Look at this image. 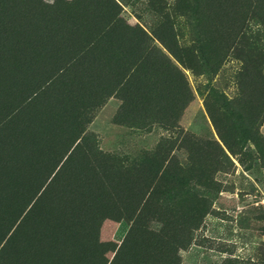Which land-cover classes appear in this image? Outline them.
Returning a JSON list of instances; mask_svg holds the SVG:
<instances>
[{
  "label": "trees",
  "instance_id": "obj_1",
  "mask_svg": "<svg viewBox=\"0 0 264 264\" xmlns=\"http://www.w3.org/2000/svg\"><path fill=\"white\" fill-rule=\"evenodd\" d=\"M176 6L194 17L197 38L190 44L125 23L114 11L117 0H0V40L6 41L5 30L20 31L14 46L0 44V193L11 188L21 194L22 181L18 187L6 181L32 178L34 201L50 209L39 220L55 227L45 234L32 226L27 233L29 207L20 215L22 209L7 225L13 228L0 243V264H106L94 241L103 218L129 222L108 264H179L178 251L213 210L211 199L191 186L219 190L214 172L224 169L226 150L235 154L241 146L238 126L215 108L214 89L203 103L218 140L202 141L206 156L188 146L185 163L172 153L170 137L121 159L103 152L88 129L115 96L120 104L113 122L136 128L158 123L176 130V139L193 99L181 67L215 74L231 34L243 35L245 15L264 16V0H176ZM156 40L171 56L155 50ZM242 135L264 168V136L246 121Z\"/></svg>",
  "mask_w": 264,
  "mask_h": 264
},
{
  "label": "rangeland",
  "instance_id": "obj_2",
  "mask_svg": "<svg viewBox=\"0 0 264 264\" xmlns=\"http://www.w3.org/2000/svg\"><path fill=\"white\" fill-rule=\"evenodd\" d=\"M117 3L118 7L114 11L125 23L137 24L157 38H174L180 45L190 44L197 38L194 17L178 9L176 0H117ZM95 14L102 13L98 11ZM234 16L236 14H230L231 18ZM227 24L233 32L238 29L235 20L229 18ZM16 31L15 28L5 30L8 37L6 41L3 37L0 44L5 47L14 46L16 33H20ZM243 31L241 37L231 34L230 51L215 74H192L180 66L193 92V99L178 121L182 133L176 139V130L169 132L158 123L136 128L113 122L114 111L120 104L114 98L97 112L88 126L89 131L96 134L99 148L105 153L121 159L131 158L143 151L155 149L162 138L170 137L174 139L172 153L180 162L185 163L188 146L206 156L207 144L202 141L218 140L216 129L203 103V96L214 89L211 99L215 108L218 113H224L222 116H229L238 126L241 146L235 154L226 150L228 160L223 161L224 169L214 172V178L221 183L219 190L208 191L201 186H191V191L211 199L213 210L194 231L192 243L178 251L179 264H264V168L254 145L242 135L246 121L255 125L264 136V16L246 14ZM154 46L157 48L155 50L159 48L171 56L157 40ZM156 54L158 52H152V55ZM197 87L202 89V95L196 90ZM186 135H190L191 139L188 140ZM21 181L24 186L21 187V194L13 192L11 188L0 193V243L10 231L11 227L7 225L13 222L22 209L20 215H24L28 207L23 226L27 233L32 226L45 234L55 228L47 219L39 220L43 212L49 214L50 209L34 201L36 188L32 178L10 179L6 184L18 187ZM15 198L25 200L23 208H16L12 202ZM128 228L129 222L124 219L115 221L103 218L98 223L94 241L102 246L99 249L101 262H110L113 248L119 246ZM96 251L95 247L90 246V252Z\"/></svg>",
  "mask_w": 264,
  "mask_h": 264
},
{
  "label": "crops",
  "instance_id": "obj_3",
  "mask_svg": "<svg viewBox=\"0 0 264 264\" xmlns=\"http://www.w3.org/2000/svg\"><path fill=\"white\" fill-rule=\"evenodd\" d=\"M113 98H114V99H118V98L115 97V96H111V97H109V99L107 100V102H108L110 99H113ZM118 100H119V99H118ZM119 101H120V100H119ZM107 102H106V103H107ZM106 103H105V104H106ZM105 104H104V105H105ZM118 107H119V106H118ZM118 107H117L116 110L114 111V114L116 113ZM114 114H113V115H114Z\"/></svg>",
  "mask_w": 264,
  "mask_h": 264
}]
</instances>
